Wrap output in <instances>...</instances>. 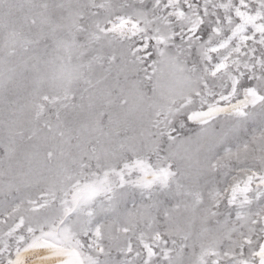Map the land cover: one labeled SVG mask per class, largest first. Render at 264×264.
<instances>
[{
	"label": "snow or ice",
	"instance_id": "6c2138e0",
	"mask_svg": "<svg viewBox=\"0 0 264 264\" xmlns=\"http://www.w3.org/2000/svg\"><path fill=\"white\" fill-rule=\"evenodd\" d=\"M0 264H264V0H0Z\"/></svg>",
	"mask_w": 264,
	"mask_h": 264
}]
</instances>
